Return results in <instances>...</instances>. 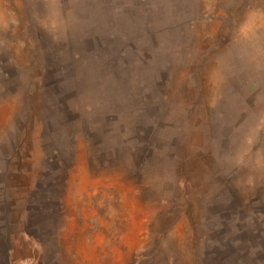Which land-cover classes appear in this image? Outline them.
I'll list each match as a JSON object with an SVG mask.
<instances>
[{
    "label": "rangeland",
    "instance_id": "1",
    "mask_svg": "<svg viewBox=\"0 0 264 264\" xmlns=\"http://www.w3.org/2000/svg\"><path fill=\"white\" fill-rule=\"evenodd\" d=\"M0 264H264V0H0Z\"/></svg>",
    "mask_w": 264,
    "mask_h": 264
}]
</instances>
